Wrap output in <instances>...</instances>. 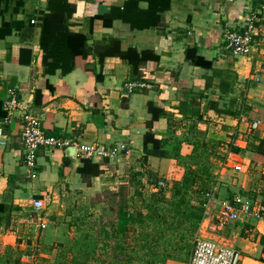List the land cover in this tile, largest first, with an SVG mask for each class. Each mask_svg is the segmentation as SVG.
<instances>
[{
  "label": "crops",
  "instance_id": "crops-1",
  "mask_svg": "<svg viewBox=\"0 0 264 264\" xmlns=\"http://www.w3.org/2000/svg\"><path fill=\"white\" fill-rule=\"evenodd\" d=\"M259 8L260 0H0V139L5 141L0 144V244L19 242L21 236L11 229L15 227L11 216L24 219L33 211L38 226L50 231L43 238L44 264L54 257L51 247L57 243L72 245L77 240L86 248L92 242L86 237L91 221L100 215L83 216L78 228L72 219L97 211L94 205L76 201L65 208L68 218L63 216L60 221L54 210L60 213L61 202L74 194L78 198L90 190L119 187L127 174L140 169L145 153L142 171L181 182L186 169L201 167L203 144H211V161L206 163L212 181L207 187L214 188V198L230 200L241 194L257 201L264 160L253 153V147L264 138V24L257 25L252 48L243 55H233L225 48L221 32L230 26L243 29L247 16ZM192 45L212 62V68L224 72L230 83L228 93L219 92L221 77L205 88L204 75L212 69L185 58V48ZM127 50L128 57H122L120 53ZM145 50L158 55L140 67L147 87L127 93V83L141 81L130 80L131 62L138 61ZM10 86L22 104L32 107L46 135L70 144L125 142L130 155L92 160L101 172L84 179L78 171L83 159L69 155L71 145L41 147L37 176L27 178L20 135L22 111L10 123L3 122L2 103ZM37 90L40 105L34 103ZM94 94L100 99L91 101ZM188 98L198 104L201 119L183 118L178 111L179 102ZM211 101L219 109L236 110L243 104V119L217 113L209 106ZM149 102L168 114L152 123L155 137L168 138V142L159 149L148 144L145 151L143 135L152 117ZM253 121H259L255 129L250 128ZM175 146L179 157L171 155ZM256 183L259 195L253 199L249 193L255 194ZM189 198L188 202L196 204ZM33 199L42 200L41 211L33 210ZM43 210L52 212L49 220L39 213ZM216 210L212 206L210 215H203L198 224H209L207 238L237 248L245 262L257 264L264 245V221L252 213L240 214L213 230Z\"/></svg>",
  "mask_w": 264,
  "mask_h": 264
},
{
  "label": "trees",
  "instance_id": "trees-1",
  "mask_svg": "<svg viewBox=\"0 0 264 264\" xmlns=\"http://www.w3.org/2000/svg\"><path fill=\"white\" fill-rule=\"evenodd\" d=\"M185 58L193 65L201 66L205 69H212L210 75H204L205 88L212 85V80L215 77H221L218 89L220 93H228L230 91V83L224 77L222 70L212 68V62L206 60L198 54L197 46L192 45L185 48ZM122 57H128V50L120 53ZM147 59H158V55L151 50L142 51L140 59L136 62H131L130 80H141L142 74L140 71L141 65ZM99 75V74H98ZM97 75V78H100ZM143 81V80H141ZM49 88H53L49 86ZM137 89H134L135 91ZM40 91H35L34 103L39 104ZM197 96L202 97L203 93H198ZM97 95L90 96V100L94 101ZM100 102V100H99ZM231 104H235L232 100ZM197 103L188 98L181 100L177 105L178 111L183 115V118L188 115L196 116V119H201V114L197 109ZM209 106L217 113H222L230 116H237V110L219 109L217 102H209ZM148 109L152 111V117L146 122L148 130L143 135L144 150L148 144H151L153 149L163 148L168 138H156L152 131V123L160 115H168L164 110L153 107L148 103ZM192 125H190V131ZM173 138V136H172ZM176 140V139H175ZM181 141V140H180ZM205 151L204 161L201 167L197 170L192 168L186 169L181 182H171L170 196L165 198L164 193L168 185L167 179H162L151 175L147 172V176L153 178L152 182H147L151 186H156V191L151 193V198L146 199L142 192L136 188L129 196L128 200L122 199L117 204L115 217L109 222L103 221V216H98L91 221L86 237L92 239L91 245L84 244L74 240L72 245L57 243L51 249L55 250V255L49 264H134L138 261L139 264H164L167 261L177 258L174 250L179 253L183 250L188 237L191 236L203 216L204 193L208 189L207 184L210 181L211 174L209 172L208 162L211 157L208 155L213 151V145L206 146L203 144ZM206 147V148H205ZM234 151L237 148H231ZM253 153L264 160V138L253 147ZM202 154V153H201ZM172 157H179L180 153L178 146L172 148ZM203 155V154H202ZM215 157V156H214ZM202 158V157H201ZM201 158L197 156V160L201 162ZM207 162V163H206ZM146 166V153L141 157L140 169L135 173L136 176H143ZM87 168V171H86ZM84 179L97 175L101 172L97 163L91 159H84L81 167L78 168ZM89 183V180H85ZM167 183V184H166ZM188 195V197H187ZM189 197L196 202L192 204ZM160 199V200H159ZM188 200V201H187ZM141 204L145 210L141 209ZM113 208H110L112 210ZM94 212H83V215L74 216L72 225L77 228L78 222H83V216H92ZM176 234V237L171 241L167 239V234ZM180 243L184 245L181 246ZM90 246V249H87ZM19 250L11 245L4 247V254H0V264H30L24 261L21 256L24 254L17 253Z\"/></svg>",
  "mask_w": 264,
  "mask_h": 264
},
{
  "label": "built area",
  "instance_id": "built-area-1",
  "mask_svg": "<svg viewBox=\"0 0 264 264\" xmlns=\"http://www.w3.org/2000/svg\"><path fill=\"white\" fill-rule=\"evenodd\" d=\"M35 20H31L34 23ZM264 24V0H260V8L258 12L251 13L246 18V23L243 29L237 27H227L221 32V39L225 48L233 55L248 54L252 48L253 37L257 25ZM258 81V77L252 78ZM147 87L144 81L129 82L126 84L127 93L134 89ZM7 97L4 99L2 106L5 112L3 117L4 123H10L19 110L21 113L20 135L23 145V165L25 167L26 177L34 179L37 176V151L39 148H55L74 146L75 154L84 159H112L117 156L127 157L131 153V148L125 142H116L111 145L100 143L80 142L69 143L61 137L49 136L43 132L41 120L35 114L29 104H22L16 94V89L12 86L7 89ZM236 118L242 120L243 104L237 107ZM259 121H253L250 124L251 129L257 128ZM2 131L0 129V137ZM5 141L0 139V144L4 145ZM232 145H236L235 141H231ZM203 207L207 209L211 206H217L214 218L215 223L211 227L215 230L217 227L224 226L229 220L238 219L240 214L252 213L254 216H259L264 221V177L260 182V198L257 201H252L250 198L241 194L234 195L230 200H216L214 198V188H208L204 193ZM32 208L35 212L41 211L43 202L40 199L31 201ZM43 226V225H42ZM180 264V263H178ZM183 264H249L244 261L242 253L237 248L220 244L214 240L195 236L192 241L191 249L186 261ZM257 264H264V245L262 246L261 256Z\"/></svg>",
  "mask_w": 264,
  "mask_h": 264
},
{
  "label": "rangeland",
  "instance_id": "rangeland-1",
  "mask_svg": "<svg viewBox=\"0 0 264 264\" xmlns=\"http://www.w3.org/2000/svg\"><path fill=\"white\" fill-rule=\"evenodd\" d=\"M135 173L136 171L134 170V171H131L129 174H127L128 175V176L126 175L127 178L122 183L120 182L117 185L119 187L115 189L106 187L105 189L101 188L98 191L90 190V193H85L82 195V197L78 196L77 198L75 194L72 195V197L70 198L68 197L69 199L63 200V202H61L63 203V207H61L60 213H58L59 210H54V212H56V216L60 218L59 221L63 220V216L67 219L68 212L65 210V208L67 209V207H70L71 205H73L74 202L78 201L80 203H86L87 205H92V206L94 205L93 207L97 211H92V212L100 216L102 215L103 216L102 220L109 222L115 217V210H116L117 204H119L122 201V199L128 200L129 196L132 194L135 188L139 190L140 192H142L143 196L145 197V200L151 198V193L156 191V188H157L156 186H151L149 183H146V182H152L153 180L151 176H147V171L144 170L143 176H136ZM211 181L212 179H210V182ZM171 182L173 181L171 180ZM171 182L169 181L168 185L164 187L166 188V190L170 189ZM174 182H177V181L174 180ZM253 188L255 191H252V192H255V194L250 192L249 195L253 199H255V197L259 195L258 183L254 184ZM166 190H165L164 196L165 198H168L170 196V192H167ZM101 208H102V211H101ZM110 208H113V209L110 210ZM211 208L212 206L208 207L207 209H204L206 210L205 212L203 211V215L205 216V218H207L208 215H210ZM141 209L145 210V208L143 207V204H141ZM99 211H101L100 214H99ZM46 212H47L46 210L39 212L41 213V216H43L44 219H48V217L52 213V212L50 213L49 211L47 212L49 213L48 215H43ZM96 214H93L91 217L95 218L94 215ZM261 214L262 213H259V217L261 216ZM10 221L15 226L14 228H11V229H14V231L17 230L18 232L17 234L21 236L20 241L15 242V244L11 246L14 249L17 248L19 250L17 253L24 254L21 256V258L24 261L29 262L30 264H44L43 262L45 260H43L41 257V254L42 255L46 254L45 248H44L45 245H43V238L45 237V234L50 231H45L44 229L38 226V223H37V220L35 219V215L33 211H30V215L26 216V218L24 219L21 216H16L15 218L14 216H11ZM208 225L209 224L206 225L204 223L203 226L202 225L200 227L197 226L198 229L196 228L197 230L191 233V236L188 237L187 241L186 242L184 241L185 245L183 243H180L181 246L184 245L183 250H180L179 253L176 252V250H174V254L177 256V258L171 259L164 264H178V263L183 264L189 255V249L191 246L192 237L195 234H197V236L207 238L208 232L211 230ZM175 237H176V234H173V233L167 234V239L170 241ZM7 245H10V244H7ZM7 245L0 244V254L2 255L4 254V247ZM46 261L48 263V260ZM138 262L134 264H139Z\"/></svg>",
  "mask_w": 264,
  "mask_h": 264
},
{
  "label": "water",
  "instance_id": "water-1",
  "mask_svg": "<svg viewBox=\"0 0 264 264\" xmlns=\"http://www.w3.org/2000/svg\"><path fill=\"white\" fill-rule=\"evenodd\" d=\"M72 148L73 149H71L70 151H68L69 152V155H72L73 153H75L76 148L74 146H72Z\"/></svg>",
  "mask_w": 264,
  "mask_h": 264
}]
</instances>
